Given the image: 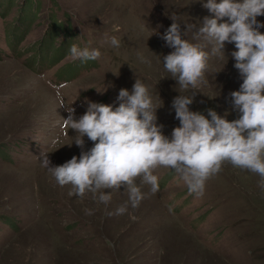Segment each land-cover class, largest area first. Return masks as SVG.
I'll list each match as a JSON object with an SVG mask.
<instances>
[{
	"label": "rangeland",
	"instance_id": "rangeland-1",
	"mask_svg": "<svg viewBox=\"0 0 264 264\" xmlns=\"http://www.w3.org/2000/svg\"><path fill=\"white\" fill-rule=\"evenodd\" d=\"M206 2L0 0V264H264V185L254 173L226 163L197 197L161 167L156 194L140 185L146 198L139 207L109 217L90 194L70 196L71 186L57 185L38 159L43 151L50 166H60L93 146L84 137L78 148L64 136L62 100L79 119L89 102L118 107L120 89L131 92L136 79L149 87L160 107L157 123L171 138L179 126L172 101L191 91L165 70L162 58L173 49L160 37L172 19L182 33L187 24L200 26L211 16ZM257 20L264 23V16ZM112 36L119 48L106 39ZM184 38L198 42L192 30ZM72 45L96 48L101 58L73 60ZM235 50L225 44L226 63L210 58L209 84L198 89L191 111L239 118L230 96L242 83ZM127 203L122 187L112 192L107 211Z\"/></svg>",
	"mask_w": 264,
	"mask_h": 264
},
{
	"label": "clouds",
	"instance_id": "clouds-1",
	"mask_svg": "<svg viewBox=\"0 0 264 264\" xmlns=\"http://www.w3.org/2000/svg\"><path fill=\"white\" fill-rule=\"evenodd\" d=\"M202 6L211 16L204 17L200 26L186 25L197 43L184 38L187 31L182 33L174 19L160 37L173 49L162 58L165 70L182 90L191 91L172 101L179 126L173 128L171 138L163 134V125H158L160 107L139 79L131 92L120 89L118 107L89 102L79 119L75 109L61 101L60 107L68 112L62 120L64 136L78 148H84V137L93 146L60 166H50L48 153L43 151L38 159L57 185L71 186L70 196L82 199L90 194L105 206L106 216L123 215L128 205L136 209L146 198L140 185L149 186L153 195L159 191L156 169L173 170L191 194L202 197L207 181L226 163L258 175L264 185V34L259 31L264 23L257 20L264 16V0H207ZM106 39L115 48L121 46L116 36ZM226 43L236 49L231 57L242 79L239 90L230 93L233 110L239 114L232 121L212 109L207 110V116L190 110L198 89L209 84L210 58L218 56L226 63ZM209 46L210 51L206 50ZM70 55L81 62L101 58L98 49L77 45L71 46ZM138 57L142 63H151L139 53ZM69 130L75 132L74 137L68 136ZM122 187L128 193V203L115 213L107 211L112 192ZM85 212L93 214V210Z\"/></svg>",
	"mask_w": 264,
	"mask_h": 264
}]
</instances>
